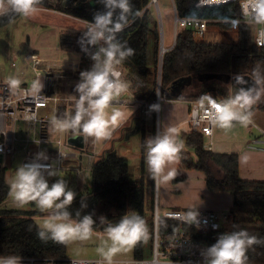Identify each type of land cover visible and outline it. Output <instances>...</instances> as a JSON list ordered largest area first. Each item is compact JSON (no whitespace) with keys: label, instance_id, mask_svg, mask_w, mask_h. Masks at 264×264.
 <instances>
[{"label":"trees","instance_id":"1","mask_svg":"<svg viewBox=\"0 0 264 264\" xmlns=\"http://www.w3.org/2000/svg\"><path fill=\"white\" fill-rule=\"evenodd\" d=\"M172 1L179 17L207 21L203 38L196 41L194 29L185 28L176 34L173 48L161 56L158 24L150 8L151 0H131L133 11H139L140 16L135 19L130 17L128 26L117 34V38L134 50V55L126 59L122 67L125 69L126 77L134 86L132 94L136 99L147 103L150 107L156 96V83L160 78L161 88L167 92L169 99L189 102L200 100L201 96L208 93L216 100H220L232 94L235 86L230 87L223 81H209L180 96L172 94L173 86L178 80L195 78L202 74L250 76L253 79L254 69L264 70V48L257 47L253 43V29L244 22L245 18L237 2L197 7V0ZM73 2V6L67 8L60 6L59 10L86 23L93 20L95 13L104 10L99 0H73ZM39 7H50L48 0H42ZM16 17L17 14L9 12L0 16V23H7ZM82 35L83 32L74 37L62 35L60 47L78 53L79 67L87 71L91 59L90 55L81 51L78 40ZM71 91L75 92V89ZM258 109L264 111V97L253 105L251 110ZM73 111L71 108L67 111L62 107L59 115L74 114ZM145 135V117L141 115L135 120L132 130L127 133L125 139H130L131 136L141 138L142 158ZM179 140L184 144L180 153V167L195 169L202 173L209 191L227 192L233 197V205L229 211L232 216L227 223L228 227L224 224L220 230L207 236L189 231L191 236L202 239L211 246L219 235L225 232L246 230L262 241L247 250V264H264V182L242 180L238 174L237 155L214 153L204 149L202 134L192 131L183 132L179 135ZM191 151L195 154L196 160L191 157ZM213 166L219 170V176L214 172ZM90 176V187L84 186L82 193L76 195L75 201L68 210L73 217L77 211L81 216L94 211L95 230L106 227L99 223L100 216L106 217L110 223L115 224L126 212L135 211L145 220L149 238L146 242L141 241L134 246L133 257H146V249L151 250L152 245L151 215L154 199L151 192L149 197L151 203L147 206L148 196H146L144 178H135L128 159L119 156L113 149L104 151L103 155L94 161ZM154 178L151 172L153 188ZM9 193L6 168L0 164V205L8 198ZM148 211L151 213L149 214ZM36 213L28 214L0 207V256H66L68 244H59L50 239L45 242L38 238L37 233L40 228L33 218ZM159 227L161 234L170 228H181L163 219Z\"/></svg>","mask_w":264,"mask_h":264},{"label":"clouds","instance_id":"2","mask_svg":"<svg viewBox=\"0 0 264 264\" xmlns=\"http://www.w3.org/2000/svg\"><path fill=\"white\" fill-rule=\"evenodd\" d=\"M42 0H0V15L13 12L29 18L41 9ZM103 11L95 13L93 20L87 22V29L78 40L81 51L90 55L93 62L90 70L80 72L79 82L75 86L76 96L73 113L53 114L50 123L60 133H82L95 141L112 138L113 131L120 123L132 115L129 109L118 105L120 96L129 92L130 84L122 78L119 70L123 62L134 55V50L122 43L117 34L128 26L130 17L140 16L133 11L131 0H99ZM251 22L264 24V0H245L243 5ZM95 49L94 51H89ZM6 84L16 92L21 80L8 77ZM236 85L232 94L216 100L206 93L200 97L201 107L208 105L206 117L221 129H231L234 124L247 127L253 123L251 110L264 97V70H253V83L245 87L243 77H235ZM32 89L41 93L43 84L33 81ZM111 109V112L108 110ZM159 105H151L150 111H158ZM176 128H168L147 142V163L149 170L156 177L174 178V170L165 169L168 165L178 163L184 147L177 141ZM57 175L45 151L38 152L35 158L16 168L15 176L10 181V195L20 205L35 203L42 212H48L37 235L42 241L52 240L59 244L73 241H88L94 235L100 237L96 252L101 257V264H113L118 253L128 250L138 242L149 238L148 227L142 216L135 211L126 212L118 222L112 224L104 216L99 223L106 225L103 233H97L94 226V211L81 216L77 211L75 217L68 210L75 201L76 192L71 190L63 179L49 184V177ZM87 207V205H82ZM190 224L197 223L196 210L186 213ZM262 241L250 235L246 230L225 232L216 239L203 253L205 264H247V250ZM23 257L18 255L0 256V264H22Z\"/></svg>","mask_w":264,"mask_h":264},{"label":"built area","instance_id":"3","mask_svg":"<svg viewBox=\"0 0 264 264\" xmlns=\"http://www.w3.org/2000/svg\"><path fill=\"white\" fill-rule=\"evenodd\" d=\"M236 2L241 8L245 18L244 22L253 29V43L257 47L264 48V24L251 22L243 7L245 0H197L196 6L209 7ZM173 12L174 25L177 31L192 28L194 29L196 41L202 40L206 29L207 21L205 19L181 18L177 15L174 4ZM163 48L161 49L162 51ZM92 63L91 61L90 68ZM19 64H11V68L17 70L18 76H25L27 70L32 75V80L21 81V90L13 92L6 84V79H0L1 165L7 168L9 166L7 161L12 163L18 160V166H20L31 162L38 152L45 151L49 157V163L53 165L57 172V175L49 178L58 177L67 171H72L77 176H81L85 169L82 164L83 157H86L88 167L92 168V164L98 158L97 154L84 151L86 149V140L82 134L84 147L76 148L68 144L69 132L60 133L54 130L50 123L52 115H59L62 107L67 111L73 107L72 104L75 100L72 97L74 95L70 93L62 94L61 89L66 88L64 84L70 78L77 65L74 62L47 60L36 53L26 54ZM159 65L160 71L161 60ZM119 70L122 73V78L130 84L127 94L132 98L127 100L126 103H140L143 109L148 107L147 103L141 102L132 96L134 86L126 77L125 69L121 66ZM36 80H40L43 84L41 93H37L32 89V83ZM167 101L174 102L175 100L169 99L167 92L162 90L159 78L156 85V96L151 105H159L160 110L161 104ZM188 107L187 124L189 131L211 138L214 124L206 117L207 103L205 102V106L201 107L200 100H193L188 102ZM159 110L154 111L157 118ZM156 128V135H158L160 133L158 121ZM257 144L258 142L254 143V145ZM203 147L212 151L211 143H204ZM189 211L168 209L160 215L157 198L154 196L153 214L151 215L153 228L150 257L118 259L113 260V264H205L202 253L210 245L202 239L192 237L190 232L207 236L220 230L224 224L228 223L232 215L230 212L197 211V223L192 225L188 222L186 216ZM162 219L177 224L181 228H170L164 234H161L159 226ZM21 257H23L22 264H101V258L85 259L70 258L68 256Z\"/></svg>","mask_w":264,"mask_h":264},{"label":"rangeland","instance_id":"4","mask_svg":"<svg viewBox=\"0 0 264 264\" xmlns=\"http://www.w3.org/2000/svg\"><path fill=\"white\" fill-rule=\"evenodd\" d=\"M48 3L50 7L48 8L40 7L41 10L38 13H36L34 16H31L29 18H24L18 15V17L7 23H2V24L0 23V79H7L8 77H13L14 74L11 68V64L15 63L16 65H20L19 63L26 54L36 53L40 57L42 56V58L47 60L54 59V60L66 61L69 63L74 62V64H76L77 66L74 69V72H72L70 78L66 80L67 87H69L70 90H73L75 89L76 84L79 82L80 72H82L83 70H81V68L79 67V62H80L79 54L69 48L60 47L61 36L71 35L72 37H74L78 33H82V32L84 33L88 25L86 22H83L79 19L66 15L59 10L60 6L63 8L73 6L74 5L73 0H48ZM150 8L158 24L159 38H160L159 53L162 56L166 51H168V49L174 46L175 38H176L175 35L180 31H177L175 29L172 0H157L155 4L154 3L151 4ZM161 37H162V43H161ZM162 47H164L163 54H161ZM204 82L206 83L209 81L193 79L190 86H185L183 88L181 95L186 93L187 91L189 92L190 90L197 89L199 85ZM227 85L230 86L229 84ZM75 94L77 95V93ZM131 98L132 97L129 95L128 100H131ZM127 105L123 107L125 109H129L132 112L131 118H129L130 115H127V118L120 123V125H124V126H122V128L117 132L115 137H113L111 144L107 149H105V151L112 149L114 144V149L116 153L119 156L128 159L131 165L132 173L133 175H135L134 177L144 178L145 185L147 188L146 196H148L147 206H150L151 203V200L149 199V197L151 196V192H153V199L154 196H156L157 198L158 190H159V181H160L161 191H162V195H161L162 201L164 202L165 200L167 204L168 202H174L176 205H178L175 207H173L174 204L172 206L162 205L163 203L159 204L157 199L160 215H162L168 209H182L185 211L196 210L202 212L204 211L229 212L233 205L232 195L230 193H226L229 196H221L215 198V196L213 195L214 192L209 191L206 186L205 177H203V175H201L200 172L195 169L189 170L185 168L183 169L184 170L183 175H181L178 172L181 171L182 169L180 165L175 166L176 168H174V165H170L168 171L174 170L176 173L175 177L166 180L163 177L154 176L155 188L152 187L151 171L149 170V166L147 163V151H145L144 158H142V156L140 155L141 138L139 136H131L129 139L130 141L128 142H126L127 140L125 141V137L128 132V129H130L134 125L135 120L142 115L141 106L135 103H130ZM72 106L73 107L71 109L74 110L75 101L73 102ZM108 111L111 112V109H109ZM256 111H259L257 112L258 117H260L261 125L264 127V113H262L264 111H261L259 109ZM153 117H154V126L156 129L157 117L155 116V113L154 114L148 113V115L146 116V124H147L146 131H148V133L149 131L150 132L153 131ZM253 120L256 124H258L254 117ZM120 125L118 127H120ZM235 125H239V124H234V126ZM216 127L217 126H215V128ZM245 129L246 127L240 125L234 130L235 132L241 133L240 135L243 136ZM181 132H185V133L189 132V127L186 122L182 123L179 127L178 133ZM149 136L150 135L146 134L145 138L148 137L149 139ZM155 136L156 134L154 131V137ZM151 138H153V136ZM92 140L93 138L86 137V141L88 145H90L89 143H91ZM101 142L102 141H97V151H100V149H102ZM124 143L127 144L120 148V145H123ZM125 147L130 152L128 155L126 154ZM184 150L187 151L185 148ZM88 151L90 152V150ZM94 153L97 154L96 152ZM103 153L98 156L99 157L102 156ZM191 153H192L191 157H193V159L196 160L195 154L192 151ZM7 164L9 166L6 168V181L8 182L10 187V181L14 178L16 168L18 167V160H15L12 163H10V161H7ZM82 164L85 169L81 176H77L76 173L72 171H67L62 173L58 177L49 178V184L55 182L57 179H63L71 190L75 191L77 195L81 194L84 189V186L90 187L91 185L90 184L91 168H89L87 165L86 157H83ZM213 170L219 176L220 172L215 166H213ZM167 172H165V175L167 174ZM147 173L150 174V177L149 174L147 177ZM217 204H224L223 208L216 206ZM0 207L12 209V210H18L28 214L32 212H37L35 216H33V218L39 228L43 224L44 219L49 214L48 212H42L35 203H29L25 205L18 204L17 202L14 201L10 193L8 198L0 205ZM148 213L150 214L151 211H148ZM228 226L227 224H225V227ZM95 231L97 233H103V228L101 229L99 228ZM99 245H100V237L97 235H94L92 239L88 241H79V240L73 241L67 245L66 256L70 258H85V259L101 258L96 252V249ZM133 254H134V246L128 250L118 253L116 256H114L113 260L131 258L133 257ZM150 255H151L150 249L147 248L146 257H150Z\"/></svg>","mask_w":264,"mask_h":264},{"label":"crops","instance_id":"5","mask_svg":"<svg viewBox=\"0 0 264 264\" xmlns=\"http://www.w3.org/2000/svg\"><path fill=\"white\" fill-rule=\"evenodd\" d=\"M12 70H13V74H14L13 77H15V78H18L21 81L32 80V75H31V72L29 70H27L25 76H18V75H16L17 70L16 69H12ZM65 87L66 88L61 89L62 94H65V92H70L71 95H74V96L76 95L75 94L76 92L71 91L69 89V87H67L66 82H65ZM128 97H129V95L127 93L123 94L122 96H120L118 98L116 103L118 105L126 106L128 104V103H126L128 100ZM138 105L141 106L140 103ZM188 108H189L188 102H185V101L163 102L160 106V111L158 113L159 116L156 120V126H157V121H158L159 132L161 133L162 131H166L168 128H176L177 132H178L180 125L182 123H185V122L187 123ZM141 112H142V115L145 117V129H147L146 116L148 115V113L154 114V111H150V107H146L145 109H142V106H141ZM257 112H259V111H256V110L253 111V113H254L253 117L255 118V120L257 121V123L259 125L256 124L253 120V123L246 127L243 136L240 135L241 133L235 132V130H234L235 128H237L240 125H235L231 129H227V130L217 128V127L215 128V126L213 125L212 137L211 138L204 137V143H206V144L211 143L212 144V152H214V153L237 155L238 174L242 180L264 182V134H263L264 133V127L261 125V120H260V117H258ZM262 113H264V112H262ZM129 118H131V115L129 116ZM122 126H124V125H120V127H117L116 129H114L111 139L104 140L101 142L102 149H100V151H97V141H95L94 139L91 141V143H89L90 145L86 144L87 141L85 142L86 149L84 151L89 152L88 150H90V152H96L97 156L101 155L105 151V149H107L109 147V145L112 142L113 137H115L117 132L122 128ZM132 127L130 129H128L127 133H129L132 130ZM156 130H157V128L155 129L154 117H153V131H151V132L149 131L150 134L148 133V131H146V134L150 135L151 137L153 136V138H154V131L156 134ZM181 133H183V132H181ZM181 133H178L177 141H180L179 135ZM69 134L72 135V134H76V133H73L70 131ZM80 134H82V133H80ZM150 136H149V138H151ZM84 137L86 140V136H84ZM125 141L128 142L130 140L127 138V139H125ZM147 141H148V137L145 138V148H144L143 158L145 155V151H147ZM255 142H258V144L254 145ZM126 144L124 143L123 145H120V148L125 146ZM141 147H142V142H141ZM120 148H118V149H120ZM112 149H114V144H113ZM114 151H115V149H114ZM125 151H126L127 155L130 153L126 147H125ZM140 155L142 156L141 153H140ZM179 163H180V160L178 163H173L170 165H174V168H176L175 166H179L180 165ZM170 165H168V167L165 169V172H167L169 170ZM178 172L181 175H183L184 170L181 169V171H178ZM149 173H147V177H148ZM200 174L203 175L202 173H200ZM149 177H150V174H149ZM203 177H204V175H203ZM154 182H155V178H154ZM154 188H155V186H154ZM146 192H147V188H146ZM226 193L227 192H214L213 195L215 196V198H218L221 196H229ZM210 194H212V193H210ZM161 195H162L161 182L159 181V190H158V196H157L159 204L163 203L162 205H170V206H172L174 204L173 207L178 206L174 202H168V204L165 202V200L163 202L161 199ZM223 205L224 204H217L216 206L223 208ZM229 207H231V206H229Z\"/></svg>","mask_w":264,"mask_h":264},{"label":"water","instance_id":"6","mask_svg":"<svg viewBox=\"0 0 264 264\" xmlns=\"http://www.w3.org/2000/svg\"><path fill=\"white\" fill-rule=\"evenodd\" d=\"M151 3L155 4L156 0H151ZM91 5H93V2H91ZM161 43H162V37H161ZM172 48H170V49H172ZM170 49H168V50H170ZM162 53H163V51H162ZM235 77H233L231 75H222V74H202V75H199L195 78L181 79V80H178L177 83H175V85L173 86L174 89H173L172 94H176L177 96H180L182 91H183V88L185 86H190L193 79H199V80H203V81H207V80L208 81H210V80L216 81L217 80V81H223L225 84H229L230 86L231 85H234L235 87L241 86V85H236ZM241 77H243V79L247 82L246 85H244L245 87L251 86V84L253 83V79L250 76H241ZM67 141H68V144H70L71 146H74L76 148H83L84 147L83 136L81 134H72L68 137ZM1 163H2V157L0 155V164Z\"/></svg>","mask_w":264,"mask_h":264},{"label":"bare ground","instance_id":"7","mask_svg":"<svg viewBox=\"0 0 264 264\" xmlns=\"http://www.w3.org/2000/svg\"><path fill=\"white\" fill-rule=\"evenodd\" d=\"M157 1V0H156Z\"/></svg>","mask_w":264,"mask_h":264}]
</instances>
